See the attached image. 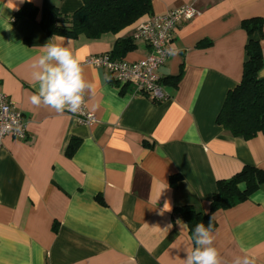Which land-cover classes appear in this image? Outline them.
Returning <instances> with one entry per match:
<instances>
[{
    "label": "crops",
    "instance_id": "crops-1",
    "mask_svg": "<svg viewBox=\"0 0 264 264\" xmlns=\"http://www.w3.org/2000/svg\"><path fill=\"white\" fill-rule=\"evenodd\" d=\"M14 2L19 9L25 3ZM7 3L0 0V92L22 114L26 134L7 135L0 147V264H181L192 241L173 209L209 213L218 180L246 165L264 170V135L233 137L215 121L246 60L241 22L264 18V0H152L151 14L186 4L195 11L178 24L158 71L167 95L161 102L129 86L122 91L105 68L85 63L110 53L117 38L133 35L134 26L95 40L56 41L70 40L94 86L85 95L96 116L91 125L31 103L38 89L31 63L53 36L28 18L15 20ZM53 3L67 15L81 6V0ZM254 39L264 56V27ZM201 41L209 45L199 47ZM147 54L137 41L122 59ZM259 76L264 78V65ZM72 138L80 142L67 156ZM165 201L171 211L162 213ZM211 217L221 264H264V183Z\"/></svg>",
    "mask_w": 264,
    "mask_h": 264
},
{
    "label": "trees",
    "instance_id": "trees-1",
    "mask_svg": "<svg viewBox=\"0 0 264 264\" xmlns=\"http://www.w3.org/2000/svg\"><path fill=\"white\" fill-rule=\"evenodd\" d=\"M151 12L152 0H81V6L67 15L59 11L53 0H43L41 6L25 2L15 12L14 19H30L49 37L55 35L77 39L83 36L88 40H95L103 34H118L130 26H134V30ZM241 27L248 37L241 79L226 93L215 121L230 136L249 140L258 134L264 135V78L259 76V70L264 65V56L258 39H254V34L261 35L264 18L244 19ZM207 45L208 41L198 43L199 47ZM135 48L136 42L132 35L120 37L116 39L109 54L112 59H122ZM174 80L176 82L178 78ZM125 88L126 86H122V91ZM79 142L77 138L71 139L66 148L67 156L73 155ZM175 179L176 176L171 177V183ZM262 183L264 170L243 166L229 179L217 181L216 191L209 202V213L193 206H180L173 209V218H179L186 223L190 236L198 223H204L207 227L211 222L214 230L216 222L211 213L236 206L258 190ZM238 185H243L244 188L241 189Z\"/></svg>",
    "mask_w": 264,
    "mask_h": 264
},
{
    "label": "built area",
    "instance_id": "built-area-1",
    "mask_svg": "<svg viewBox=\"0 0 264 264\" xmlns=\"http://www.w3.org/2000/svg\"><path fill=\"white\" fill-rule=\"evenodd\" d=\"M195 11L190 4L161 14H150L136 27L132 38L142 42L148 48V54L137 61L112 59L109 53L91 56L85 63L105 68L117 85L129 86L135 94L144 95L153 102H161L167 98L161 87L159 69L164 65L172 51L175 29L182 21L190 20ZM77 122L91 125L96 116L81 105L78 112L66 111ZM26 134V124L22 114L13 108L12 102L0 92V147L7 135L22 138Z\"/></svg>",
    "mask_w": 264,
    "mask_h": 264
},
{
    "label": "clouds",
    "instance_id": "clouds-1",
    "mask_svg": "<svg viewBox=\"0 0 264 264\" xmlns=\"http://www.w3.org/2000/svg\"><path fill=\"white\" fill-rule=\"evenodd\" d=\"M26 0H20L23 4ZM31 2V0H27ZM6 7L19 11L14 0H8ZM63 36H53L42 46L43 53L33 58L31 74L38 85L36 93L31 96V103L35 106H45L58 113L64 111L78 112L85 102V95L93 90V84L83 75L80 58L74 53L70 40L65 43ZM240 187V185H238ZM166 189V188H165ZM164 191L162 189L161 193ZM171 211L168 201H165L162 213ZM183 224L181 229L186 228ZM181 230V231H182ZM192 244L185 247L186 257L180 259L181 264H221L218 249L215 247V236L211 222L205 227L198 223L190 237ZM236 264H241L239 260Z\"/></svg>",
    "mask_w": 264,
    "mask_h": 264
}]
</instances>
